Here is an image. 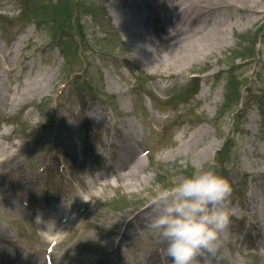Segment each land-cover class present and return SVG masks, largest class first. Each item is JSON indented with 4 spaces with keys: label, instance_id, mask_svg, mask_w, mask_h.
Returning a JSON list of instances; mask_svg holds the SVG:
<instances>
[{
    "label": "rangeland",
    "instance_id": "obj_1",
    "mask_svg": "<svg viewBox=\"0 0 264 264\" xmlns=\"http://www.w3.org/2000/svg\"><path fill=\"white\" fill-rule=\"evenodd\" d=\"M128 1L0 0V149L16 157L0 164V227L9 233L0 264H46L54 234V264H172L150 227L155 209L139 220L127 214L195 166L230 180L235 209L217 252L197 256L264 264V13L231 28L208 63L166 78L120 30L115 10ZM46 73L51 84L22 105ZM205 131L204 146L194 147L191 137ZM109 141L149 151L133 186L106 165ZM70 184L84 190L85 209L64 226L65 209L42 221L39 208L55 196L78 198Z\"/></svg>",
    "mask_w": 264,
    "mask_h": 264
},
{
    "label": "bare ground",
    "instance_id": "obj_2",
    "mask_svg": "<svg viewBox=\"0 0 264 264\" xmlns=\"http://www.w3.org/2000/svg\"><path fill=\"white\" fill-rule=\"evenodd\" d=\"M261 2L264 0H129L124 8L115 10V13L120 30L127 36L138 59L145 58L152 67L162 69L161 74L164 77L173 78L187 75L188 70L198 63H208L207 58L226 45L231 28L240 25L247 28L261 20V14L264 13L259 8ZM241 20L244 22L240 23ZM0 57L4 58V55L0 54ZM52 80L49 73L42 74L21 94V104H28ZM208 136L207 131L192 136L191 144L194 147L204 146ZM109 143L115 145V149H110L109 153L116 154V172L121 178L127 179L129 187L133 186L136 180H141L140 173L146 168L144 157L137 156L136 149L127 141L122 144L109 141L105 145ZM205 150L203 148L202 154H207L208 157ZM3 155L0 149V164L15 165L14 153L6 157ZM102 176L106 175L101 174V178ZM9 179L7 176L6 181ZM27 189L26 184L20 187L23 194ZM70 189L72 191L74 187L71 186ZM46 207L40 209L43 215L56 206ZM150 209L151 200H147L143 206L127 216L133 218L132 221L139 220L140 214L145 213L148 216ZM44 217H41L42 221ZM8 239L9 233L5 227H0V250L2 242Z\"/></svg>",
    "mask_w": 264,
    "mask_h": 264
},
{
    "label": "clouds",
    "instance_id": "obj_3",
    "mask_svg": "<svg viewBox=\"0 0 264 264\" xmlns=\"http://www.w3.org/2000/svg\"><path fill=\"white\" fill-rule=\"evenodd\" d=\"M232 191L230 180L212 166H195L180 182L156 187L150 227L166 242L172 264H193L198 254L217 252L235 213L227 205Z\"/></svg>",
    "mask_w": 264,
    "mask_h": 264
}]
</instances>
